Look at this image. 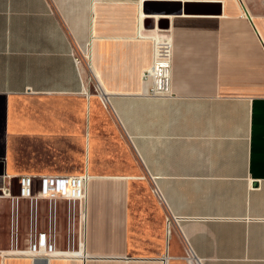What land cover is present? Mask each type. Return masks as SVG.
<instances>
[{
	"label": "crops",
	"instance_id": "crops-1",
	"mask_svg": "<svg viewBox=\"0 0 264 264\" xmlns=\"http://www.w3.org/2000/svg\"><path fill=\"white\" fill-rule=\"evenodd\" d=\"M183 2L207 5L0 0V264H188L187 242L204 264H264V0ZM157 43L171 46L166 94L144 77ZM86 171L81 248L60 202L58 253L17 252L31 222L24 200L13 219L11 180Z\"/></svg>",
	"mask_w": 264,
	"mask_h": 264
},
{
	"label": "built area",
	"instance_id": "built-area-1",
	"mask_svg": "<svg viewBox=\"0 0 264 264\" xmlns=\"http://www.w3.org/2000/svg\"><path fill=\"white\" fill-rule=\"evenodd\" d=\"M142 7L146 0H140ZM184 1V0H180ZM76 61L80 59L76 55ZM171 46L168 43H157L153 65L145 73L144 77L150 81L153 93L166 94L169 92L171 79ZM90 175L86 171L82 174L72 175H44L34 177L32 175L18 176L19 193L13 195L12 215L13 219L18 218L19 202L24 200L28 203L31 222V235L27 248L17 249L16 251L24 255H53L58 253L56 249L55 222L58 203L65 202L68 205V219H75L76 213L80 218V229L78 233L69 234V245L73 248L77 244L79 249L82 244V221L85 219V205L87 200V188ZM154 192L161 198L160 190L154 181ZM10 194V193H9ZM44 202L48 209L47 227L41 229L40 207ZM178 221V218L169 216L167 218L168 231H170L172 222ZM185 259L188 264H204V261L197 255L190 243L187 242Z\"/></svg>",
	"mask_w": 264,
	"mask_h": 264
},
{
	"label": "water",
	"instance_id": "water-1",
	"mask_svg": "<svg viewBox=\"0 0 264 264\" xmlns=\"http://www.w3.org/2000/svg\"><path fill=\"white\" fill-rule=\"evenodd\" d=\"M207 4L196 2H183L180 0H146L143 3V11L146 14L153 15H176V14H193L196 13L197 7ZM168 18H162L157 21V26L161 29L169 27Z\"/></svg>",
	"mask_w": 264,
	"mask_h": 264
},
{
	"label": "rangeland",
	"instance_id": "rangeland-1",
	"mask_svg": "<svg viewBox=\"0 0 264 264\" xmlns=\"http://www.w3.org/2000/svg\"><path fill=\"white\" fill-rule=\"evenodd\" d=\"M13 151L15 153L14 155H16V156H18V158H20V147L14 148ZM9 186L11 188V194L12 195H17L19 193V185H18V182H17V178H13L11 180V182L9 183ZM9 208H10L9 200L7 202L5 200L4 206L2 207V212H3L4 217H8L9 216V212H10ZM24 209H25V207H24ZM22 210H23V207H22ZM60 211L62 213L63 219L67 220L68 219V217H67L68 205L66 203L63 204V208H60ZM27 213H26V211H24V215H25L26 219L28 218L27 217ZM21 214H22V211H21ZM22 219L23 218H21V220ZM21 224H22V226L27 225V223H21ZM4 226H5L4 227L5 228L4 229V234H5L7 232V230H6L7 223H5ZM26 236H27L26 231L22 230V232L20 233V238H23V237H26Z\"/></svg>",
	"mask_w": 264,
	"mask_h": 264
},
{
	"label": "bare ground",
	"instance_id": "bare-ground-1",
	"mask_svg": "<svg viewBox=\"0 0 264 264\" xmlns=\"http://www.w3.org/2000/svg\"><path fill=\"white\" fill-rule=\"evenodd\" d=\"M143 12H144V11H143ZM144 15H146V13H145V12H144ZM144 15L142 14V16H144ZM148 15H151V14H147V16H148Z\"/></svg>",
	"mask_w": 264,
	"mask_h": 264
}]
</instances>
